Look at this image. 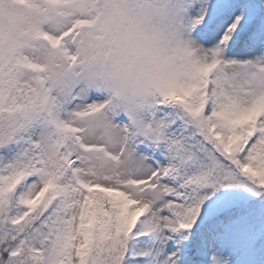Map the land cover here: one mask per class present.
<instances>
[{
  "label": "snow or ice",
  "instance_id": "1",
  "mask_svg": "<svg viewBox=\"0 0 264 264\" xmlns=\"http://www.w3.org/2000/svg\"><path fill=\"white\" fill-rule=\"evenodd\" d=\"M95 3L0 27V264H264V0H181L198 70L138 113L83 71Z\"/></svg>",
  "mask_w": 264,
  "mask_h": 264
},
{
  "label": "clouds",
  "instance_id": "2",
  "mask_svg": "<svg viewBox=\"0 0 264 264\" xmlns=\"http://www.w3.org/2000/svg\"><path fill=\"white\" fill-rule=\"evenodd\" d=\"M181 0H96L86 63L111 103L143 111L197 72L202 53L180 23ZM31 0H0V27H26Z\"/></svg>",
  "mask_w": 264,
  "mask_h": 264
}]
</instances>
